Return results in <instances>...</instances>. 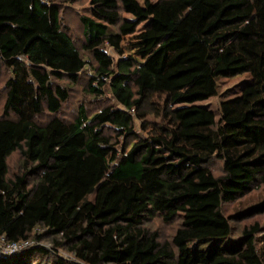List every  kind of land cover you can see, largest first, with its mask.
Instances as JSON below:
<instances>
[{
    "label": "trees",
    "instance_id": "obj_1",
    "mask_svg": "<svg viewBox=\"0 0 264 264\" xmlns=\"http://www.w3.org/2000/svg\"><path fill=\"white\" fill-rule=\"evenodd\" d=\"M80 22L93 99L66 119L70 94L59 81L78 82L91 60L61 3L0 0V79L10 73L0 106V237L34 242L0 264H264V226L234 235L223 208L264 190V0H90ZM140 26L136 61L120 38ZM243 73L218 118L196 104L218 95L221 77ZM149 104L157 120L147 119ZM15 150L24 171L9 177ZM259 213L264 195L234 217ZM155 216L180 221L171 242L146 226Z\"/></svg>",
    "mask_w": 264,
    "mask_h": 264
},
{
    "label": "rangeland",
    "instance_id": "obj_2",
    "mask_svg": "<svg viewBox=\"0 0 264 264\" xmlns=\"http://www.w3.org/2000/svg\"><path fill=\"white\" fill-rule=\"evenodd\" d=\"M61 3L62 6V14L64 16V23L70 29L76 44L81 49L83 55L91 60L90 66H88L84 72L81 74V78L78 82L74 83L69 80H62L59 83L65 86L70 94V99L66 102L63 106L62 112L60 116L66 119H72L77 111V107L79 104L86 100L89 102L92 97L88 96L85 92V88L87 86V82L92 74V65L94 62L91 55L82 49L84 44V39L82 35V25L80 22V16L84 14H88V10L90 7V0H54ZM144 37V31L142 26H140L137 31L132 34L122 36L120 38V45L123 47L126 55H131L135 58L136 61H139V52L142 48V42ZM107 51L109 54L118 58L117 54L115 53L114 49L110 46H107ZM10 76L8 70L3 69L2 77L0 79V106L4 104L5 96H6V89H5V82L7 78ZM248 78V74H238L231 77H221L219 79V93L217 96L211 97L206 100L197 101L196 104L206 105L210 109L214 110L217 114V118L219 117V108L220 104L223 100L232 98L237 94L238 86ZM109 100L110 94H108ZM96 103L99 105L101 102H92L89 108L91 111L96 110ZM152 105L149 104L147 109L150 111L147 119L150 121L157 120L155 115L151 110ZM51 116L45 112L42 114L37 121L41 124L46 123ZM140 123L141 121L137 120V131L140 130ZM8 164V176L13 177L15 174H21L24 171L23 168V157L19 150L13 151L9 157L7 158ZM212 168L216 174L222 173V162L219 160L214 159L212 162ZM30 182L35 181V177L29 178ZM264 195V190L261 187L253 189L251 192L247 193L246 195L238 198L234 202H230L224 205V213L226 216L231 218V224L233 226V233L234 235H239L241 230L244 226L251 224L255 221L260 222L264 226V213L254 214L250 218L245 219H237L234 217L239 211L245 210L251 206H254L262 201ZM180 225V221L178 219L173 220L172 222L166 223L160 216H155L149 219L146 223V226L150 230L158 231L160 235L161 242H171L173 235L175 234L176 229ZM52 239L49 236H44L43 240L40 242V245L51 249L52 248ZM61 255L65 257H70V254L67 253L65 250L60 251Z\"/></svg>",
    "mask_w": 264,
    "mask_h": 264
},
{
    "label": "built area",
    "instance_id": "obj_3",
    "mask_svg": "<svg viewBox=\"0 0 264 264\" xmlns=\"http://www.w3.org/2000/svg\"><path fill=\"white\" fill-rule=\"evenodd\" d=\"M33 244V240H26L22 242H10L5 237H0V258L5 255L14 254Z\"/></svg>",
    "mask_w": 264,
    "mask_h": 264
}]
</instances>
